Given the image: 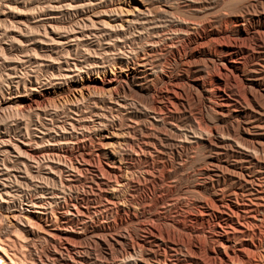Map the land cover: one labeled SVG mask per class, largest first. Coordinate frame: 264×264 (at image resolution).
<instances>
[{"label":"bare ground","instance_id":"6f19581e","mask_svg":"<svg viewBox=\"0 0 264 264\" xmlns=\"http://www.w3.org/2000/svg\"><path fill=\"white\" fill-rule=\"evenodd\" d=\"M119 1L0 0V264H264V0Z\"/></svg>","mask_w":264,"mask_h":264},{"label":"rangeland","instance_id":"374dc122","mask_svg":"<svg viewBox=\"0 0 264 264\" xmlns=\"http://www.w3.org/2000/svg\"><path fill=\"white\" fill-rule=\"evenodd\" d=\"M136 2H137L136 0H130V1L129 0H125V1L120 0L118 2V5H122L124 10H131L135 6ZM101 79L102 78H97V82L102 83V80H105L104 82H105L107 87H109V88L113 87L115 81L111 80L110 78L102 79V80Z\"/></svg>","mask_w":264,"mask_h":264}]
</instances>
